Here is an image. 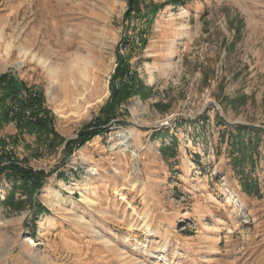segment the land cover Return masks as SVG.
Segmentation results:
<instances>
[{"label":"rangeland","instance_id":"1","mask_svg":"<svg viewBox=\"0 0 264 264\" xmlns=\"http://www.w3.org/2000/svg\"><path fill=\"white\" fill-rule=\"evenodd\" d=\"M143 1L163 6L129 25L127 0H0V75L40 87L66 140L98 116L117 51L144 86L65 160L61 149L35 157L16 146L30 168L52 173L35 194L46 210L37 216L4 205L0 174V264H264V0ZM20 47L76 64L61 77L72 103L50 99L58 86ZM88 53L86 85L76 58ZM235 125L257 130L242 135L253 158L242 166L259 196L233 168ZM14 133L9 124L0 137Z\"/></svg>","mask_w":264,"mask_h":264},{"label":"trees","instance_id":"2","mask_svg":"<svg viewBox=\"0 0 264 264\" xmlns=\"http://www.w3.org/2000/svg\"><path fill=\"white\" fill-rule=\"evenodd\" d=\"M172 2L177 4L178 0H172ZM143 4V0H127V9L123 20L130 25L134 18L144 15L143 11L146 12L145 15L147 13L154 14L163 6V4ZM141 41L144 42L143 39ZM143 89L144 86L138 78L136 70L130 65L128 56L117 51L115 68L108 81L109 96L100 108L98 116L80 129L75 138L66 140L55 128V116L46 105L43 90L36 85H29L20 80L12 72L1 74L0 132L9 124H13L15 127L13 135L0 137V174H4L10 183L4 205L12 211H20L27 206L33 216L46 212L45 208L37 202L35 194L39 193L45 180L52 172L34 171L28 166L25 159L20 160L15 151L19 143H24V147L32 151L35 157L44 153V155L56 154L61 149L60 155L65 160L75 149L104 133L111 122H117L120 117L121 105ZM232 128L236 130V135L228 131L230 133L228 136L232 138L231 144L235 145L238 153L237 155L230 154L233 168L237 169L236 173L239 175L240 185L244 191L248 194L252 191L259 196L258 180L251 177L249 172H245L242 166L245 160L253 164L252 152L245 154L242 150V147L247 145L243 142L242 135L247 134L250 130H257L244 125H235ZM25 137H33L34 143H27ZM253 141H258V133ZM248 146H253V150H256L255 143L249 142ZM64 176V174H60L59 177L63 178ZM17 193L25 194L26 199L17 200L15 198Z\"/></svg>","mask_w":264,"mask_h":264},{"label":"bare ground","instance_id":"3","mask_svg":"<svg viewBox=\"0 0 264 264\" xmlns=\"http://www.w3.org/2000/svg\"><path fill=\"white\" fill-rule=\"evenodd\" d=\"M19 49H20V51L23 54V58L30 59V61H28L29 64L36 65V66H38V67H40V68H42V69H44L46 71V73H47V75L49 77V80L51 81V90L55 89L58 86L57 87V92L51 91L49 93L50 99H52L54 97L57 98L58 101H59V104H65V103L70 104V103H72L74 101V99L76 98V94H73L72 92L70 93L68 91V88L70 87L71 82L70 83L69 82H65L64 83L67 88L65 86L62 87V83H61V80H62L61 77L63 75H65V74L68 75V73H67L68 71L71 74V69L68 70V68H70L72 66H75L76 64L74 62L70 61L69 65H68L70 67L67 66L68 68L67 67L64 68V63H62V62H59L58 61L57 63H55V62L52 63L50 57H45L43 55L40 56L39 53L36 54V55H31V54H29V52L27 50H25L23 48L20 47ZM92 58L93 57H91L89 53L86 56H84L82 54L81 57L76 58L79 61H82V63H83V69L84 70H79V73H80L81 79L83 80L82 83L83 84H86V85H87V82H89L91 70L96 65L94 59L92 60ZM63 59H64V56L61 57V60H63ZM22 63L23 62L21 61L20 64H22ZM151 75L152 74L150 73V77H151ZM91 88L92 87L90 86V89L88 90L90 92V94L92 92L91 91ZM61 95L64 96L62 99H60L61 98L60 97ZM58 96H59V98H58ZM61 100H62V103H61ZM119 136H120V138L122 136V139H120L121 142L119 143V145H122L124 147H127V145L125 143H126L128 137L125 136V135H123V134L122 135H119ZM147 230L149 231V227L148 226H147Z\"/></svg>","mask_w":264,"mask_h":264},{"label":"built area","instance_id":"4","mask_svg":"<svg viewBox=\"0 0 264 264\" xmlns=\"http://www.w3.org/2000/svg\"><path fill=\"white\" fill-rule=\"evenodd\" d=\"M3 165V164H2Z\"/></svg>","mask_w":264,"mask_h":264}]
</instances>
